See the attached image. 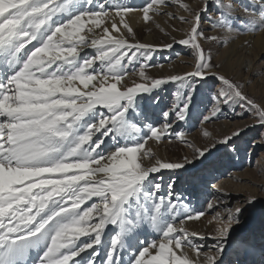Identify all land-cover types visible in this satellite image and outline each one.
<instances>
[{
    "label": "snow or ice",
    "instance_id": "obj_1",
    "mask_svg": "<svg viewBox=\"0 0 264 264\" xmlns=\"http://www.w3.org/2000/svg\"><path fill=\"white\" fill-rule=\"evenodd\" d=\"M173 3L186 15L163 11ZM136 13L146 26L159 27L156 18L167 15L188 28L172 43L139 42L130 22ZM238 19L250 33L264 31V0L251 6L198 0L195 7L185 0H146L141 6L123 0H0V264H264V246L255 259V246L237 227L256 207V196L231 207L225 204L228 193L211 185L219 195L206 201L215 227L205 235L188 226L205 211L181 204L175 192L182 178L206 167L221 148H233L252 126L220 138L204 130L209 143L191 144L176 126L191 117L200 89L207 88L208 101L201 123L239 106L264 126V103L244 90L250 80L217 71L222 62L213 63L204 47L231 49L244 30ZM176 44L188 49L192 70L148 75L146 69L157 66L154 54ZM88 48L95 55H81ZM254 52L245 53L239 71L255 77L259 69L264 77V48ZM126 64L138 66V82H126L136 74ZM168 84L175 85L173 102L149 119L140 101L158 105L153 92ZM149 141H179L191 154L161 160ZM145 226L154 238H140Z\"/></svg>",
    "mask_w": 264,
    "mask_h": 264
},
{
    "label": "rangeland",
    "instance_id": "obj_2",
    "mask_svg": "<svg viewBox=\"0 0 264 264\" xmlns=\"http://www.w3.org/2000/svg\"><path fill=\"white\" fill-rule=\"evenodd\" d=\"M185 2L190 3L189 0H185ZM236 3L241 5V0H236ZM167 8L174 12L175 8L178 9V6L173 3ZM174 14L176 13L174 12ZM185 14L183 12L181 15ZM237 15L240 19H247L239 10ZM160 17L163 20L166 19V21L158 24L159 27L155 25L153 31H143L137 39L139 42L149 43L147 38L150 34H152L151 44L157 45L172 43L173 37L177 40L183 37L184 30H187L188 25L181 24L178 19H169L168 16L161 15ZM240 19L236 20L235 23L244 30L242 33L237 34L235 43L231 45V48L245 45L247 43L246 40L250 36L256 37L261 32L250 33L246 30V26L240 23ZM202 27L207 30L210 26L205 20L202 23ZM173 29H178L179 31H174ZM204 47L206 51L210 50L212 52L214 56L213 63L222 62V67L218 68L217 71L223 72L230 77L234 76L242 83L250 80V83H247L245 86V92L258 103H264V77L259 75V69H257V75L255 77L250 76L249 73H244L239 76L236 73L239 69L238 64L224 62L227 56L225 51L228 49L210 43H205ZM187 53L188 49L179 44L174 45L171 50H158L151 61L153 65L157 66L146 69V72L155 78L188 72L192 68V60ZM125 66L130 72L133 68L136 69L135 75H129L130 82L128 84H131L133 81L138 82V66L127 64ZM211 83H215V81H211ZM174 91L175 85L168 84L161 86L160 89L153 92V95L158 98L159 105L160 107L162 106V109L171 105L174 100ZM206 97L207 88L200 89L195 98V107L192 108L191 117L186 123L182 122L176 126V130L186 133V138L194 146H204L209 143L208 138L202 135L204 130L210 132L212 137L220 138L223 135L230 134L237 127L244 125L252 126L246 128L241 137L235 141L233 148L227 149L226 152L221 148L220 151L215 152V155L210 158V163L206 167L201 166L191 174L186 175L176 184L175 188H186V191L189 192L192 198H189L190 200L185 204L191 209L205 211L206 215L202 217L201 221L188 222L190 230H195L205 235L211 233L215 227L214 224L209 223L213 218V212L206 207V201L214 200L216 198L215 194L219 195L211 187L213 184L220 186L217 180L218 178H215L214 175L225 174L223 181L226 180V182L222 189L228 193L227 197L229 200L225 203L226 205L235 207L238 203H244L250 194L256 196V207L244 214L241 219V224L237 227L238 231L248 237L250 244L255 246L256 255L254 258L258 260L261 247L264 246V179L260 172L262 160H264V149L260 146L261 135L264 134V126L256 124L252 114L239 106L233 109H226L220 114L219 119L214 122L201 123V114H207L205 110L208 104ZM144 100L140 101V111H144L145 116L150 119L153 117L151 115L152 111L144 108ZM149 144L152 145V142L149 141ZM155 154L161 160H176L182 158L184 155H190L191 149L179 141H173L172 143L164 142L156 148ZM205 169L211 172V177L205 176L203 173ZM165 176L168 180L169 173L166 170ZM180 203L183 204V200ZM244 206L248 207L246 203ZM261 222L263 226L259 225ZM201 243L211 245L212 241L206 240ZM231 258L233 260L237 259L235 255Z\"/></svg>",
    "mask_w": 264,
    "mask_h": 264
},
{
    "label": "bare ground",
    "instance_id": "obj_3",
    "mask_svg": "<svg viewBox=\"0 0 264 264\" xmlns=\"http://www.w3.org/2000/svg\"><path fill=\"white\" fill-rule=\"evenodd\" d=\"M105 3H108L109 0H104ZM123 2L125 3H129V4H132V5H135V6H141L143 5L146 0H123ZM189 4L193 5V7H195V5L198 3L197 0H189ZM252 4V0H241V5H249L251 6ZM164 12H167V13H176V15H181L183 13L182 10L180 9H176L174 10V12H172L170 9L168 8H165L163 10ZM186 15V14H185ZM139 16V13H136L134 18L130 21L131 24H132V27L134 28L135 30V33H136V39L139 38V35L144 31H153L154 28H155V24L151 25V26H146L142 23H139L138 20L136 19V17ZM161 16V15H160ZM160 16H158L156 18V24H162L166 21L163 20ZM164 16H167V15H164ZM187 27V26H186ZM150 28V30H149ZM151 36L152 34H150V36H148L147 38V41L149 43H152V40H151ZM247 43L246 44H250L252 47L251 49L249 48H245L244 46L246 45H243V46H240V47H232L231 49H228L225 51V54L227 55L224 62L225 63H234V64H239L240 61H242V59L244 58L245 56V53L248 52V51H252L253 49L255 50V52L253 53L254 55L256 53H259L260 50L262 48H264V31H261L256 37H253V36H250L248 38V40H246ZM29 47H31V45H29ZM231 53V54H229ZM81 55H88V56H93L95 55V49H92V48H88V49H84L81 53ZM234 58H237V59H234ZM126 68V66H125ZM127 69V68H126ZM192 70V68H191ZM190 70V71H191ZM236 73L241 76V73L239 71V69L236 71ZM126 82L129 83L130 82V76H128L126 78ZM143 105H144V108L145 109H148L150 111H152L151 115H153L152 118L150 119H156L157 117V114L159 113V111L162 109V106L160 107V105L158 104H149V101L148 99L146 98L144 101H143ZM149 106V107H148ZM151 107V108H150ZM142 109V108H141ZM102 111H106V110H102ZM144 112V111H143ZM146 115V114H144ZM109 143H111V141H109ZM121 143H124V141H121ZM256 144V143H255ZM254 144V145H255ZM161 145V144H159ZM159 145H152L153 148H154V151L156 150V148L159 146ZM145 163L147 164L148 161H145ZM260 172H261V175H262V178L264 179V160H262V164H261V169H260ZM205 174L206 177H211V172L208 170V169H205V171L203 172ZM164 175V182L167 180V177L165 176V171L162 173ZM224 175L225 174H221V175H214L215 178H218V183L220 184L219 187H223L225 186V181H223L224 179ZM193 186V184H192ZM188 187V186H187ZM175 192L178 194V196L181 198L180 201L183 200V204L186 205L185 203L188 202V200H190L189 198H192L190 197L191 195L189 194V192L186 191V188L182 189V187H179V188H175ZM218 195L215 194V197H217ZM185 200V201H184ZM229 200L228 197L225 198V203ZM196 201V200H195ZM264 207V206H263ZM257 225V224H256ZM259 225L263 226L262 225V222L259 223ZM260 226V227H261ZM115 231L114 227L113 226H109L107 229H106V233L107 235H111L113 232ZM140 231V238L143 239L145 236L148 238V239H152L154 238L155 234L151 232L150 229H148L146 226L142 229L139 230ZM195 231V230H193ZM196 243H201L199 240H196ZM91 251V250H89ZM104 251L105 249H101V255L99 257H97V261L99 262L100 260L103 259V254H104ZM32 255H35V252H33ZM82 255H87V253H84ZM124 256H125V260H127V257H128V253L125 252L124 253ZM79 259V258H77Z\"/></svg>",
    "mask_w": 264,
    "mask_h": 264
}]
</instances>
